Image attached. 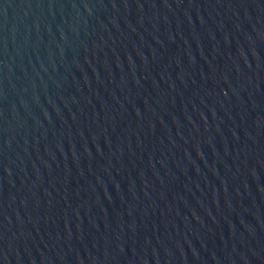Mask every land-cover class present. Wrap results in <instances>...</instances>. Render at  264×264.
<instances>
[{"label": "water", "instance_id": "95a60500", "mask_svg": "<svg viewBox=\"0 0 264 264\" xmlns=\"http://www.w3.org/2000/svg\"><path fill=\"white\" fill-rule=\"evenodd\" d=\"M0 264H264V0H0Z\"/></svg>", "mask_w": 264, "mask_h": 264}]
</instances>
